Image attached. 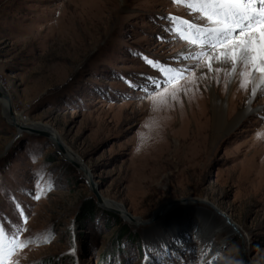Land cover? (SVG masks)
I'll return each mask as SVG.
<instances>
[{"label":"rangeland","instance_id":"374dc122","mask_svg":"<svg viewBox=\"0 0 264 264\" xmlns=\"http://www.w3.org/2000/svg\"><path fill=\"white\" fill-rule=\"evenodd\" d=\"M170 16L198 22L173 0H0V228L30 241L19 264H264V89L215 137L209 93L230 120L248 90L184 60ZM145 57L191 70L157 89Z\"/></svg>","mask_w":264,"mask_h":264},{"label":"snow or ice","instance_id":"6c2138e0","mask_svg":"<svg viewBox=\"0 0 264 264\" xmlns=\"http://www.w3.org/2000/svg\"><path fill=\"white\" fill-rule=\"evenodd\" d=\"M173 3L185 4L198 19L193 23L169 17L172 21H180V28L174 24L170 31L187 44L188 50L182 53L184 60L195 62L196 68L206 67L208 73H215L217 77L223 71L229 82L238 75L241 87L251 84L253 93L258 87L264 89V0H173ZM144 59L162 74V85L155 76L149 78L157 89L183 78L184 72L191 70L189 67H171L147 57ZM200 79L210 80L211 77L201 73ZM130 87L140 86L130 84ZM151 91L144 86L146 95ZM157 95L161 94L157 91ZM23 216L21 213V218ZM20 231L17 227L16 232ZM29 243L18 239L15 233L6 236L5 230L0 228V264H19L18 258Z\"/></svg>","mask_w":264,"mask_h":264},{"label":"bare ground","instance_id":"6f19581e","mask_svg":"<svg viewBox=\"0 0 264 264\" xmlns=\"http://www.w3.org/2000/svg\"><path fill=\"white\" fill-rule=\"evenodd\" d=\"M214 64H215V62H214ZM221 73H222V76H223L224 75L223 71ZM210 77H211V79L215 78L214 75L210 76ZM227 78L228 77H226L224 75V78H222V81H220V87L223 86V83L227 80ZM232 80H233V83L235 81L234 87H236L237 90H239L240 92H243V90H245V89L248 90L247 91V95H246V101H241L239 103V106L243 105V107H241V111H238L234 117L230 118V120H227L224 117V104L222 103V100L220 99V97L218 95H216V92L211 91V93H209V100H208L209 101V104H208L209 112L208 113H209V118H210V129L212 131V134L215 137H217V135H220L222 133L224 134L226 131H229V132L232 131L233 129H235L240 124V122L244 118H246L248 113H251V112L254 111L253 107H250V102H252L254 96L259 93V90H261V88L258 87L257 91L255 93H253L251 84H248L245 87H241V78L240 77H236V79H235V77H233ZM207 81H208V79L204 82V84ZM180 84H182V83H180ZM232 87H233V85H232ZM0 92L5 94V92L1 88V83H0ZM5 104H6V102H5ZM4 107H3V109L7 110V105H5ZM236 107L237 106H235L234 108H236ZM235 110H238V108L235 109ZM18 126H20L19 123H18ZM53 137L55 138V136H53ZM109 207H113V206L109 205ZM116 207L118 209H120V207H118V206H116ZM113 208H115V207H113ZM207 221H209L210 223L214 224L213 228L215 230L225 231V232L230 230L226 226V224H225V222L223 220L220 221V220L214 218V216L207 217ZM204 230H205V227L201 226L200 223H199L198 231L200 233H203L204 235H208V236L211 235L210 230H208L209 233H207V234L204 232Z\"/></svg>","mask_w":264,"mask_h":264},{"label":"water","instance_id":"95a60500","mask_svg":"<svg viewBox=\"0 0 264 264\" xmlns=\"http://www.w3.org/2000/svg\"><path fill=\"white\" fill-rule=\"evenodd\" d=\"M0 100L3 101V102H6L7 111H9V114L12 117V113H11V109H10V100H9L8 95H5L2 92H0ZM67 160L69 161V163H73L69 158ZM97 199L99 200V197H97Z\"/></svg>","mask_w":264,"mask_h":264},{"label":"clouds","instance_id":"9594fccd","mask_svg":"<svg viewBox=\"0 0 264 264\" xmlns=\"http://www.w3.org/2000/svg\"><path fill=\"white\" fill-rule=\"evenodd\" d=\"M235 264H239V262H235Z\"/></svg>","mask_w":264,"mask_h":264}]
</instances>
